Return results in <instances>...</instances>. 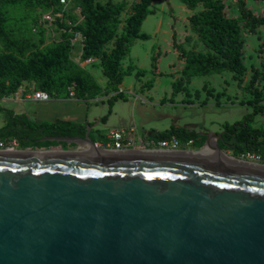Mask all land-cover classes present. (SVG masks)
Segmentation results:
<instances>
[{"label":"water","instance_id":"water-1","mask_svg":"<svg viewBox=\"0 0 264 264\" xmlns=\"http://www.w3.org/2000/svg\"><path fill=\"white\" fill-rule=\"evenodd\" d=\"M94 126L37 139L72 149L0 151V264H264V166L222 156L223 132L119 152Z\"/></svg>","mask_w":264,"mask_h":264},{"label":"trees","instance_id":"trees-1","mask_svg":"<svg viewBox=\"0 0 264 264\" xmlns=\"http://www.w3.org/2000/svg\"><path fill=\"white\" fill-rule=\"evenodd\" d=\"M157 1L134 0L122 18L127 11L124 0L104 3L72 0L66 7L59 0H0V97H9L21 87L28 91H43L55 98H71L72 92L79 100L117 91L123 76L131 72V65L122 70L121 63L136 39L148 37L140 32V27L154 12L151 5ZM180 1L191 10L199 7L188 16V21L206 48L198 53L187 51L173 40L179 58L187 62L185 71L188 75L228 69L238 86L251 94L249 102L253 105V112L225 127L222 139L218 141L219 148L237 158L245 153L259 154L264 163V131L250 125L252 116L263 108L259 101L262 99L264 57L260 58L259 66L253 68L245 83L243 62V34L254 35L260 27L264 29V10H253L247 0H232L236 14L230 13L232 3L226 0ZM42 14L53 15L51 28L54 26L59 38L47 40V28L37 25ZM77 34L81 36L79 61L72 56V39ZM175 37L173 32L172 39ZM88 58L96 59L107 77L105 90H101L87 67L81 66V61ZM120 96L121 92H117L109 97V113L112 102ZM82 127L62 120L35 122L22 113L6 109L0 140L15 138L19 146L28 148L45 135H82ZM172 137L181 146L191 140L192 146L201 147L205 139L181 126L150 134V139L155 142Z\"/></svg>","mask_w":264,"mask_h":264},{"label":"rangeland","instance_id":"rangeland-1","mask_svg":"<svg viewBox=\"0 0 264 264\" xmlns=\"http://www.w3.org/2000/svg\"><path fill=\"white\" fill-rule=\"evenodd\" d=\"M97 1L104 3L107 0ZM124 1L127 4V11L122 14V18L127 14L134 0ZM226 1L232 3V0ZM247 4L257 12L264 10V1L247 0ZM151 8L154 12L145 18L140 27V32L148 34V37L136 39L122 61V70H126L131 65V72L123 76L118 90L79 101L73 98L49 97L50 101L59 104L56 109L61 113L68 103L82 104L83 110L86 109L88 121L98 122L97 129L101 134L131 127L140 134L153 128L169 129L175 126H187L191 131L200 134L217 133L223 132L226 126L252 113L253 105L249 102L251 94L238 86L230 70L191 75L185 71L187 62L179 58L173 40L184 50L197 53L206 51L194 26L188 21V16L196 12L199 7L191 10L180 0H158L151 5ZM230 13H237L233 3ZM173 32L176 33L175 39H172ZM57 38L59 34L54 30V26L52 28L48 26L47 40ZM243 38L245 83L253 68L259 66L260 58L264 57V29L260 27L254 35L245 33ZM79 47L80 44L76 42L73 46V57H76ZM87 69L101 90H105L107 77L100 65L92 64L87 66ZM261 89L262 99L259 104L263 108L252 116L250 125L264 131V81L261 83ZM24 91L28 90L24 89ZM117 92H121V96L116 97L112 102L109 113L108 99ZM9 97H0V127L5 123L6 109L19 113L22 110L20 106L24 104L23 111L30 117L32 115L30 109H36L40 104L33 100L23 103ZM61 102L64 104H60ZM94 141L98 142L96 136ZM59 147L68 148L67 145ZM193 148L200 149L198 146ZM223 152L232 156L231 152ZM243 158L247 157L243 156Z\"/></svg>","mask_w":264,"mask_h":264},{"label":"crops","instance_id":"crops-1","mask_svg":"<svg viewBox=\"0 0 264 264\" xmlns=\"http://www.w3.org/2000/svg\"><path fill=\"white\" fill-rule=\"evenodd\" d=\"M77 43H79V42H77ZM80 52H81V47H79V50L77 52V55H76V57H74V60L75 61L78 60V55L80 54ZM94 62L97 64L96 59H94ZM89 65H92V63L91 64H87L86 67L89 66ZM21 89H23V87L19 88L18 91L15 94H12L9 97V99L16 100V101H20V102H23V103H26L27 101H31V100L37 101V102L40 103V104L37 105V108L36 109H30V112H32L31 113L32 115L30 117L27 116V112L23 111V108H24L23 105L24 104L21 105L22 107L20 106V108L22 110L19 113L24 114L30 120L35 121V122L55 121V120L70 121V122L77 123L80 126H83L84 129H85V125H89V126L95 125L94 127H92L90 129V134L93 135V139H94V136H96L98 138V142H95L96 143V146L109 145L111 143V140H110V138L108 136V133L111 130L108 131L106 134H101L100 131L97 129L98 128V126H97L98 125L97 124L98 122L90 123L88 121L87 114H86V109L83 110V105L82 104L68 103V104H66L64 106V109L65 110H63L60 113L58 111V109H56V107L59 104H56L55 101H50L49 99L46 100V101L34 100V99H32L30 97V94L33 91L29 90V91H24L23 93H20V90ZM51 98H55V97H51ZM56 98H58V97H56ZM73 99L75 101H79V99H76V98H73ZM60 104H64V103L61 102ZM55 109H56V111H55ZM184 128L189 129L190 127L184 126ZM119 130L125 131L128 136L131 135V137L133 138L134 142L139 145L140 144V141H143L145 144L148 143V142L149 143H156L155 141H153V140L150 139V134L152 133V131H163V130H166V129H155V128H153V129L144 131V132H142L140 134H138L136 132V129L134 127H131L129 129L128 128H126V129L123 128V129H119ZM78 135H80V136L83 135L84 136V134H82V135L81 134H78ZM182 147H186L188 150L189 149L190 150H193V151H196L197 150V149L193 148L192 144L189 145V146H186V144H185ZM68 148L69 149H72L73 147H68ZM208 148H211V147H208ZM111 151H115V150H111ZM119 152H130V151H119ZM161 152H163V151H161ZM182 152H186V151H182ZM225 155L228 156L226 153H225ZM228 157H231V156H228ZM255 165H257V164H255Z\"/></svg>","mask_w":264,"mask_h":264},{"label":"built area","instance_id":"built-area-1","mask_svg":"<svg viewBox=\"0 0 264 264\" xmlns=\"http://www.w3.org/2000/svg\"><path fill=\"white\" fill-rule=\"evenodd\" d=\"M59 2L64 7H66L72 2V0H59ZM52 20H53V15L42 14L38 18L37 25H42L45 28H48L49 26L51 28ZM33 30H35V28ZM78 41L79 43L81 42V36L79 34H77L76 37L72 39V44L74 45ZM79 57H80V54L78 55V61H79ZM93 62H94L93 58H88L86 60L81 61L80 64L81 66H86L87 64H91ZM23 92L24 90L21 89L20 93H23ZM30 97L34 100L46 101L48 100L49 95L43 91H33L30 94ZM70 97L74 98L72 92H70ZM108 136L111 140V143L109 145H103L99 147H102L104 149H109V150H115V151H132L136 149V150H142V151H147V152H161V151L163 152H178V151L182 152V151L188 150L186 147H182L180 142L174 137L170 139L161 140L156 143L148 142L145 144L143 141H140V144L138 145L134 142L131 135L128 136L127 133L123 130H111L108 133ZM191 144H192V141L189 140L186 143V146H189ZM18 148H19V145L15 138L8 139L7 141L0 140V151L15 150ZM243 156H246L247 158L245 159L243 158ZM238 159L250 161V162L256 161L254 163L264 166V163L261 162L260 160L259 154L245 153V154H242L241 157H239Z\"/></svg>","mask_w":264,"mask_h":264},{"label":"flooded vegetation","instance_id":"flooded-vegetation-1","mask_svg":"<svg viewBox=\"0 0 264 264\" xmlns=\"http://www.w3.org/2000/svg\"><path fill=\"white\" fill-rule=\"evenodd\" d=\"M89 126V125H88ZM85 131H86V125H85V129H84V133H85ZM83 133V134H84ZM83 136V135H82ZM89 136L93 139V135H91L90 134V132H89ZM222 136H223V134H222ZM205 140V139H204ZM218 141H220V140H218ZM18 142V141H17ZM42 142H38V141H36V143L35 144H33V146H31V147H28V148H22L21 146H19V148L18 149H15V150H7V151H1V152H11V153H19V152H21V151H26V150H55L56 148L57 149H63L64 147H59V146H63V145H67V144H64V143H56V144H52V143H55V142H49L50 144H41ZM19 145V144H18ZM57 146V147H56ZM68 147H71V146H73V145H67ZM205 149H208V147H205V148H203L202 150H201V152H199V153H206L205 152ZM190 150V149H189ZM135 151H142V150H132L131 152H135ZM92 153V152H91ZM189 153H196V152H194L193 150H190L189 151ZM222 153H224L225 154V152H223L222 151ZM228 155V154H227ZM231 156V155H230ZM198 157H199V155H198Z\"/></svg>","mask_w":264,"mask_h":264},{"label":"bare ground","instance_id":"bare-ground-1","mask_svg":"<svg viewBox=\"0 0 264 264\" xmlns=\"http://www.w3.org/2000/svg\"><path fill=\"white\" fill-rule=\"evenodd\" d=\"M212 151V148H208V149H205V152L206 153H209V152H211ZM219 153L222 155V156H224V157H226V158H229V159H232V160H234V161H239V162H244V163H249V164H257V163H254V162H250V161H245V160H240V159H236V158H234V157H228V156H226L224 153H222V151H219ZM257 165H259V164H257ZM261 166V165H260Z\"/></svg>","mask_w":264,"mask_h":264}]
</instances>
